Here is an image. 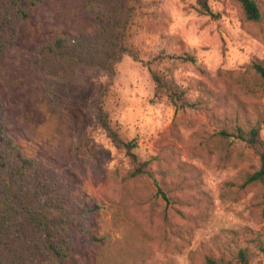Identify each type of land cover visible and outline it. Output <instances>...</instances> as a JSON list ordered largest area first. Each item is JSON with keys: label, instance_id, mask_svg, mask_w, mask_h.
Wrapping results in <instances>:
<instances>
[{"label": "rangeland", "instance_id": "obj_1", "mask_svg": "<svg viewBox=\"0 0 264 264\" xmlns=\"http://www.w3.org/2000/svg\"><path fill=\"white\" fill-rule=\"evenodd\" d=\"M258 21L234 0H149L136 12L115 72L80 65L72 81L34 62L40 43L89 30L80 0H47L0 51L4 122L68 207L79 212L62 264H264V189L246 183L258 154L237 137L258 126L264 140V0ZM192 55L194 61L178 56ZM156 71L184 91L177 108L155 93ZM102 107L147 173L131 176L124 148L100 125ZM222 132H226L225 135ZM164 194V196H163Z\"/></svg>", "mask_w": 264, "mask_h": 264}, {"label": "trees", "instance_id": "obj_2", "mask_svg": "<svg viewBox=\"0 0 264 264\" xmlns=\"http://www.w3.org/2000/svg\"><path fill=\"white\" fill-rule=\"evenodd\" d=\"M47 0H0V51L16 42L21 25L34 9ZM244 19L258 21L260 9L256 0H234ZM91 11L89 30L65 32L40 43L34 50V62L45 73L64 81H72L80 65L115 72L116 65L126 54L133 53L125 38L139 9L149 6V0H80ZM197 11L217 17L208 0H196ZM135 57V56H133ZM194 61L192 55L178 56ZM252 67L264 84V64L253 62ZM155 93L166 95L177 108L191 107L184 91L156 71L151 72ZM6 107L0 95V264H62L70 255L69 232L79 212L68 207L55 184L37 166L4 122ZM100 125L109 138L124 148L135 177L147 173L148 161L138 159L134 141L123 140L111 126L107 112L98 108ZM226 134V132H222ZM237 137L245 141L259 157V167L246 178V183H259L264 189V140L259 127L252 126ZM164 196V194H163ZM236 259L249 264L246 248H240ZM211 264H234L233 260Z\"/></svg>", "mask_w": 264, "mask_h": 264}]
</instances>
